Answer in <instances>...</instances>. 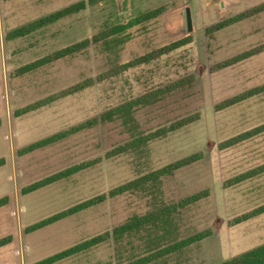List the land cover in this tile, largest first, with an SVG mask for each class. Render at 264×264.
<instances>
[{"label": "rangeland", "instance_id": "obj_1", "mask_svg": "<svg viewBox=\"0 0 264 264\" xmlns=\"http://www.w3.org/2000/svg\"><path fill=\"white\" fill-rule=\"evenodd\" d=\"M79 0H0V264H32L82 240L109 233L99 245L54 264H216L264 244V212L235 222L264 205V131L234 145L223 142L264 123V91L225 108L217 105L264 83V10L220 30L216 22L264 0H85L84 10L24 37L6 32ZM192 28L187 30L185 9ZM157 16L142 20L147 11ZM131 24L118 38L25 74L16 69L104 26ZM183 46L148 63L115 72L136 56L174 40ZM263 47V48H262ZM255 54L225 67L222 61L252 49ZM100 75H105L98 80ZM176 88L160 92L177 81ZM85 81L90 85L70 93ZM159 91L150 104L133 106L129 116L101 120L105 111ZM38 107L21 113L30 104ZM191 121L162 136L151 134L182 119ZM60 140L19 154L25 145L77 124L93 121ZM144 141L121 153L118 146ZM191 154L198 160L156 178L158 169ZM91 164L71 176L29 193L22 188L80 162ZM145 178L135 189L35 230L32 224L114 187ZM148 179V180H147ZM208 195L193 204L178 202L193 193ZM134 216L149 222L120 237L113 228ZM209 234L183 243L199 232ZM142 261V262H141Z\"/></svg>", "mask_w": 264, "mask_h": 264}, {"label": "trees", "instance_id": "obj_2", "mask_svg": "<svg viewBox=\"0 0 264 264\" xmlns=\"http://www.w3.org/2000/svg\"><path fill=\"white\" fill-rule=\"evenodd\" d=\"M86 1L85 0H79L76 1L74 3H71L63 8H60L52 13L43 15L37 19H34L28 23L22 24L14 29H11L9 31L6 32V39L7 40H12V39H16V38H20V37H24L28 34H31L32 32H35L37 30H40L50 24L55 23L56 21L65 18L67 16H70L72 14H75L81 10H84L86 8ZM264 10V3L254 6L248 10H244L242 12H239L233 16H230L228 18L222 19L218 22H216L215 24L211 25L210 27L207 28L208 31H216V30H220L226 26H229L235 22L241 21L245 18H248L260 11ZM160 12V9H153L150 11H147L146 13H144L142 15V20H146V19H150L153 18L154 16H157L158 13ZM137 21H131L129 23H115V24H111V25H106L104 26L100 31H98L97 33L93 34L91 37H85L83 39H80L78 41H75L71 44H68L66 46H63L61 48H58L56 50H54L53 52L40 57L34 61L25 63L21 66H19L16 69V74L21 75V74H25L27 72L33 71L49 62H52L54 60H58L61 58H65L68 56H72L74 54H77L83 50H85L91 43H96L99 42L101 40H105L107 38H118L121 34H123V32H125V30L133 23H136ZM188 42L187 38H181L178 40H174L172 42H169L165 45H162L156 49H153L145 54L139 55L134 57L131 60H128L124 63H121L119 65H117L114 68L115 72H120L123 70H126L130 67H135L137 65L143 64V63H148L154 59H157L159 57H161L164 54H168L171 51L183 46L184 44H186ZM264 46V45H263ZM263 48V47H262ZM259 49L261 48H252L246 51H243L235 56H233L232 58L226 59L224 61H222L221 63L218 64L219 67H225L228 65H231L237 61H240L242 59H245L253 54H255L256 52L259 51ZM105 75H100L98 77V80H102V78ZM183 83V81H177L172 83L171 85L165 87L163 90H161L160 92H167L170 91L174 88H176L177 86L181 85ZM91 81H85L83 83L80 84H76L74 86H72L69 89H66L65 91H63V93H70L76 90H80L83 87L90 85ZM264 91V83L250 88L238 95H235L233 97L227 98L223 101H221L217 107L218 108H225L228 106H231L233 104H236L242 100H245L246 98H249L253 95L259 94L261 92ZM159 91L152 93V94H145L143 96H139L133 100L127 101L125 103H122L121 105H118L112 109H109L107 111H105L104 113L101 114L100 119L101 120H113L114 118H118V117H124V116H129L133 106H139V105H146V104H150L155 102L158 97H159ZM44 101H39L33 104H30L26 107H23L20 112L21 113H25L27 111H30L36 107H38L39 105L43 104ZM191 121V119L188 118H182L172 124H170L168 127L166 128H161L158 131L154 132L153 134H151L152 137H157V136H162L164 134H166L168 131H173L176 130L178 128H180L181 126L189 123ZM92 122H96V120L93 121H86L80 124H77L75 126H72L70 129H66V130H62L56 133H53L47 137L38 139L36 141H33L27 145H25L24 147H22L21 149H19L18 153L19 154H25V153H29L32 152L38 148H42L44 146H47L49 144H52L58 140H60L61 138L67 136L68 134L83 129L85 127L90 126V124ZM264 131V123H262L261 125L254 127L248 131L239 133L233 137H230L229 139L225 140L223 142V146L227 147L230 145H234L242 140H245L247 138H249L250 136H253L255 134H258L260 132ZM144 140L142 138H137L132 140L129 143H126L124 145L118 146L115 149H113L111 151V153L117 154V153H121L123 151H125L126 149H128L129 147H133V146H137L139 144H141ZM199 155L198 154H191L188 155L186 157H183L173 163H170L160 169H158L157 171L153 172L150 174V176L146 177V178H156L159 176H163V175H167L170 174L172 171L181 168L183 166H186L196 160H198ZM4 164V158H0V167ZM91 164V161L88 162H80L77 164H73L71 166H68L66 168H63L55 173L49 174L39 180H36L30 184H28L27 186L23 187L22 193L26 194L29 192H33L35 190H38L44 186L50 185L54 182H57L61 179L67 178L69 176H71L72 174L88 167ZM264 170V165H261L258 168L255 169H250L244 173H241L240 175H238L237 177H235V181H241L243 179L249 178L253 175H255L258 172H261ZM143 180H145V178H138V179H134L132 181H128L126 183L120 184L116 187H114L113 189H111L108 194H100L98 196L89 198L87 200L81 201L71 207H68L67 209H63L60 210L42 220H39L38 222L32 224L30 227H28V230H35V229H39L42 228L44 226H47L49 224H52L58 220H61L65 217L71 216L79 211H82L84 209H87L91 206L97 205L98 203L102 202L107 196L112 197L118 194H122L124 192H127L129 190L135 189L137 188L142 182ZM148 180V179H147ZM208 195L207 191H199L196 193H193L187 197H184L183 199H181L178 202V205L180 207H184L190 204L195 203L196 201L206 197ZM7 203V198L6 197H1L0 198V207H2L3 205H5ZM264 212V205L254 209L251 212H248L246 214H243L239 217H237L235 219V222H241L244 221L250 217H253L257 214H260ZM147 222H149V219L147 216H134V218L124 224H121L119 226H116L115 228H113L112 232L113 235L116 237H120L122 236V234L124 233H131L132 231L140 228L143 224H146ZM209 234L208 231L205 232H199L196 233L194 235H192L191 237H188L187 239H185L183 241V243H191V242H195L198 240H201L203 238H205L207 235ZM109 238V233L108 232H104L101 234H97L95 236H92L90 238H87L85 240L80 241L77 244H74L70 247H67L61 251H58L52 255H49L45 258H42L32 264H54L57 263L59 261H62L66 258H69L71 256L77 255L79 253H82L86 250H89L90 248H93L97 245H99L100 243L106 241ZM11 241V237L10 236H5L0 238V247L8 244ZM142 262V261H141ZM131 264H141L139 263V261H136L135 263H131ZM216 264H264V244H261L255 248H252L250 250H247L237 256H233L231 258H228L226 260H223L219 263Z\"/></svg>", "mask_w": 264, "mask_h": 264}, {"label": "water", "instance_id": "obj_3", "mask_svg": "<svg viewBox=\"0 0 264 264\" xmlns=\"http://www.w3.org/2000/svg\"><path fill=\"white\" fill-rule=\"evenodd\" d=\"M185 19H186L187 30H191V28H192V19H191V15H190V9L188 7L185 9Z\"/></svg>", "mask_w": 264, "mask_h": 264}]
</instances>
